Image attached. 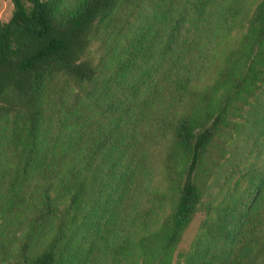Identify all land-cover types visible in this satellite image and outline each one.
<instances>
[{
	"label": "trees",
	"instance_id": "obj_1",
	"mask_svg": "<svg viewBox=\"0 0 264 264\" xmlns=\"http://www.w3.org/2000/svg\"><path fill=\"white\" fill-rule=\"evenodd\" d=\"M10 1L0 264H264V0Z\"/></svg>",
	"mask_w": 264,
	"mask_h": 264
},
{
	"label": "rangeland",
	"instance_id": "obj_2",
	"mask_svg": "<svg viewBox=\"0 0 264 264\" xmlns=\"http://www.w3.org/2000/svg\"><path fill=\"white\" fill-rule=\"evenodd\" d=\"M12 2L10 0H0V21H6L9 19L11 12H12ZM126 40H122L116 47L117 50H119L120 44L124 45ZM99 44V41H96L94 46L96 47ZM100 54V50H99ZM112 68L113 65L107 68L101 69V72L97 75V78L95 81L91 84L93 86V93L92 96L94 95L95 97H99L103 95V90H107L111 86V81H110V75L112 74ZM87 86L89 84L87 83ZM88 91H83L82 95H86ZM238 121H244V117H237ZM240 145H243L244 142L242 140H238ZM245 148H240L238 151V155H242L244 152ZM159 171V170H158ZM168 211V208L166 207L164 211L162 212V216L164 213ZM204 218V212L199 211L197 212L192 221L188 224L186 229L184 230L181 240L179 241L176 251H175V256L178 254V252H184L186 251L191 243V240L195 236V234L199 231L200 226H201V221ZM174 256V261H176V257Z\"/></svg>",
	"mask_w": 264,
	"mask_h": 264
}]
</instances>
